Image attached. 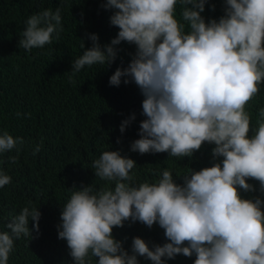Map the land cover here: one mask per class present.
I'll use <instances>...</instances> for the list:
<instances>
[{"label": "clouds", "instance_id": "9594fccd", "mask_svg": "<svg viewBox=\"0 0 264 264\" xmlns=\"http://www.w3.org/2000/svg\"><path fill=\"white\" fill-rule=\"evenodd\" d=\"M209 0H106L113 10L110 24L119 29L110 43L101 45L97 34H86L91 47L72 61L68 82L85 68L111 65L122 42L135 46L127 67H117L109 85L134 83L143 96L138 139L130 150L139 154L168 153L191 158L202 144L212 147V166L177 174L164 168L153 182L137 183L136 162L120 151H104L92 161L94 183L70 189L62 206L58 239L66 240L74 264H166L178 255L193 264H264V107L251 113L245 106L264 84V0H223V15H202ZM180 6V19L176 7ZM215 11V4L210 5ZM62 8H46L30 15L19 35L18 47L27 52L60 39ZM17 117L22 114L17 112ZM30 115V114H25ZM136 119L131 114L120 132ZM25 141L6 129L0 132V153L12 150L16 163ZM120 143V140H117ZM43 141L32 155L41 151ZM222 158V159H220ZM2 163V161H0ZM257 181L258 189L247 180ZM12 177L0 171V188ZM239 189V190H238ZM244 193H256L243 198ZM42 213L28 201L19 214H9L0 232V264H8L14 241L40 233ZM29 220L33 221L29 229ZM140 222L149 229L158 224L167 242L149 244L133 237L131 254L113 228Z\"/></svg>", "mask_w": 264, "mask_h": 264}, {"label": "trees", "instance_id": "16d2710c", "mask_svg": "<svg viewBox=\"0 0 264 264\" xmlns=\"http://www.w3.org/2000/svg\"><path fill=\"white\" fill-rule=\"evenodd\" d=\"M104 2L0 0V132L6 129L25 141L14 164L8 162V157L17 156L15 150L0 153V171L12 177L11 184L0 188V232L7 230L9 214H19L28 201L42 213L39 235L33 231L34 238L22 236L15 240L8 264H74L67 241L58 239L56 225L73 185L79 188L81 184L94 183L99 188L105 184L95 177L91 168L92 161L104 151H120L122 156L133 159L137 164L133 170L137 183L155 181L156 173L164 168L172 169L176 182L182 183L176 176L186 174L188 167L198 171L214 163L211 155L214 145L207 142L191 158L183 159L168 157V153L141 155L130 150L131 142L139 138V123L145 119L141 115L143 96L134 83L125 85L122 78L121 85L115 87L109 85V78L117 67H127L135 53L134 45L122 42L116 46L119 51L114 63L85 66L74 77V85L68 82L66 72L72 70V61L82 55L81 44L91 47L86 34H97L104 45L119 31L110 24L113 10L101 7ZM211 4H215L214 12L210 10ZM59 6L64 28L60 39L31 52L19 48V35L27 18L46 8L55 11ZM222 9L223 0H209L202 15L218 19L223 15ZM179 13L177 4L178 20ZM260 107H264V84L245 106L251 113L249 136L256 127V112ZM17 112L22 115L17 117ZM133 113L135 121L121 133V122ZM41 140L43 147L33 156L32 151ZM247 182L258 189L257 181ZM240 191L243 198L259 195ZM33 223L29 220V229ZM113 236L124 241L123 246L130 254L133 237L144 239L149 247L167 242L158 224L149 229L140 222H125L123 228H113ZM96 259L93 258V264ZM195 259V255L190 258L178 255L166 264H193ZM138 260L139 264H152L144 257Z\"/></svg>", "mask_w": 264, "mask_h": 264}]
</instances>
